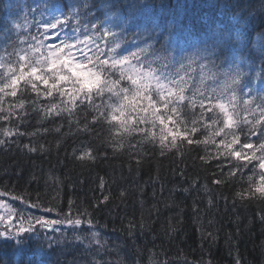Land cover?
<instances>
[{
	"label": "snow or ice",
	"instance_id": "6c2138e0",
	"mask_svg": "<svg viewBox=\"0 0 264 264\" xmlns=\"http://www.w3.org/2000/svg\"><path fill=\"white\" fill-rule=\"evenodd\" d=\"M13 6L20 9L19 15L0 17V121L10 123L15 116L16 124L0 125V133L8 138L0 139V145L10 147L14 137L39 133L19 131L30 112L37 113L38 123L67 120L70 130L74 123L78 134L104 143L105 134L113 140L138 136L139 144L158 145L161 155L177 148L178 142L199 147L211 139L217 151L212 158L220 161L221 175L226 163L227 176L247 185L235 196L264 204V90L252 85L255 78L264 80V48L256 54L259 71L250 74L239 32L233 35L228 26L193 29L176 20L149 18L145 0L4 4L5 9ZM259 8L264 11V0ZM252 10L249 6V14ZM5 98L8 109L3 107ZM61 126L51 131L59 133ZM95 153L91 142L73 150L82 166L94 161ZM213 183L224 181L217 178ZM208 204L214 206L211 198ZM31 206L44 213L56 210L55 205ZM0 209L5 210L0 238L17 246L26 243V234L40 237L65 224L73 231L87 228L92 241L86 247L92 242L104 246L101 234L93 230L91 214L77 208L73 215L71 200L68 211L60 209L55 219L26 215L2 199ZM259 211L264 224V208ZM139 227L143 230V216ZM129 234H134L131 222ZM43 240L49 246L58 242L51 236Z\"/></svg>",
	"mask_w": 264,
	"mask_h": 264
},
{
	"label": "trees",
	"instance_id": "16d2710c",
	"mask_svg": "<svg viewBox=\"0 0 264 264\" xmlns=\"http://www.w3.org/2000/svg\"><path fill=\"white\" fill-rule=\"evenodd\" d=\"M9 2L36 6L42 0H0V17L20 14L15 6L5 9L4 4ZM191 4L207 12H191ZM260 4L261 0H145V10L149 18L176 20L193 29H216L224 24L233 35L239 32L247 57L246 71L252 74L259 71L256 54L264 48V11ZM168 9L175 15L166 20L161 15ZM252 85L257 91L264 90L262 79H253ZM3 107L9 108L7 98ZM14 124L15 116L10 123L0 121L4 127ZM57 125H62L60 132L51 131ZM45 128L50 131L44 132ZM37 129L35 136L14 137L10 147L0 145L2 197L26 215L46 219H55L60 209L67 212L71 200L73 215L77 208L81 212L86 208L91 214L96 225L93 230L101 234L104 246L92 242L86 247L92 241L87 228L73 231L65 224L56 232L43 231L40 237L26 234L22 246L0 238V264H80L79 259H86L85 264H163L166 260L174 264H264V224L259 211L264 204L235 196L247 185L227 176L226 163L221 175L217 167L220 161L212 158L217 151L211 139L199 147L180 146L178 142L177 148L161 155L158 145L139 144L138 136L113 140L105 134L104 143L78 134L74 123L70 130L67 120L38 123L37 113L30 112L19 131L31 133ZM0 139L8 138L0 133ZM88 142L95 146L97 158L82 166L73 150ZM25 145L37 151L30 152ZM217 178L224 183H213ZM105 196L109 197L107 201ZM210 198L214 204L211 207ZM33 202L55 205L56 210L44 213L42 208L32 207ZM142 216L143 230L139 227ZM130 222L133 235L129 234ZM3 227L0 225V229ZM44 236L58 242L49 246Z\"/></svg>",
	"mask_w": 264,
	"mask_h": 264
},
{
	"label": "bare ground",
	"instance_id": "6f19581e",
	"mask_svg": "<svg viewBox=\"0 0 264 264\" xmlns=\"http://www.w3.org/2000/svg\"><path fill=\"white\" fill-rule=\"evenodd\" d=\"M188 7L191 10V12H198V13L207 12V10L201 9L200 7L198 8V6L197 5H194V4L188 5ZM171 10L172 11H176L175 9H172V8H171ZM174 15L175 14L174 13H171L170 10L168 9V10H164L163 11V15H161V16H163L167 20V19H170L171 16L174 17ZM221 26H225V25L224 24H220V27ZM209 29H211V28H208V27L207 28H203V30H209ZM22 207H24V205H21V208ZM81 257L84 258V256H81ZM79 262H80V264H85L86 259H79Z\"/></svg>",
	"mask_w": 264,
	"mask_h": 264
},
{
	"label": "rangeland",
	"instance_id": "374dc122",
	"mask_svg": "<svg viewBox=\"0 0 264 264\" xmlns=\"http://www.w3.org/2000/svg\"><path fill=\"white\" fill-rule=\"evenodd\" d=\"M0 199L4 200L5 203L11 204L10 201L5 200L2 196H0ZM4 214H5V210L4 209H0V215H4Z\"/></svg>",
	"mask_w": 264,
	"mask_h": 264
}]
</instances>
